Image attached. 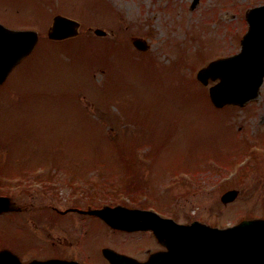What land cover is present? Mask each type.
<instances>
[{
  "label": "rangeland",
  "instance_id": "1",
  "mask_svg": "<svg viewBox=\"0 0 264 264\" xmlns=\"http://www.w3.org/2000/svg\"><path fill=\"white\" fill-rule=\"evenodd\" d=\"M191 3L0 0L1 24L39 33L37 47L0 86V195L64 210L74 204L71 194H90L86 186L103 184L118 198L136 185L141 208L180 223L226 227L264 218V81L254 103L216 110L195 78L210 61L239 51L244 14L264 0ZM56 14L79 20L80 35L50 43L46 30ZM88 28L106 31L107 39L87 35ZM131 38L144 39L147 51H135ZM114 40L117 48H109ZM80 109L100 114L99 123L82 120ZM30 174L47 194L38 187L15 192ZM231 189L238 196L223 205Z\"/></svg>",
  "mask_w": 264,
  "mask_h": 264
},
{
  "label": "water",
  "instance_id": "2",
  "mask_svg": "<svg viewBox=\"0 0 264 264\" xmlns=\"http://www.w3.org/2000/svg\"><path fill=\"white\" fill-rule=\"evenodd\" d=\"M197 3L198 0H193L191 8ZM246 20L248 30L241 40L239 53L212 61L196 74V79L204 86H207L209 81L216 82L209 88V98L215 108L244 107L259 96L264 81V6L250 9ZM78 29L77 22L56 16L47 35L50 40L61 41L77 36ZM95 34L102 36L104 33L95 30ZM37 42L35 31L9 30L0 25V84L12 69L33 51ZM133 44L141 51L146 50L145 44L140 40H135ZM236 195L235 191L227 192L221 197V201L231 202ZM3 200L0 198V201ZM9 209L8 205L0 206V210ZM134 214L141 215V220L146 221V224H139V228H150L159 239L166 238L171 250L168 254L152 255L145 263L110 254L108 260L112 264H169L175 251L171 242L175 243L179 239L176 236L184 238L181 243L186 247V251H195V257L184 256L182 264H264V220L243 221L235 227L220 230L196 222L190 226L175 225L169 220L159 219L163 221L161 222L146 212ZM108 223L117 228L126 226L121 220ZM161 223L170 225L163 226ZM8 257V253H0V264H10ZM30 264L73 263L48 261Z\"/></svg>",
  "mask_w": 264,
  "mask_h": 264
},
{
  "label": "flooded vegetation",
  "instance_id": "3",
  "mask_svg": "<svg viewBox=\"0 0 264 264\" xmlns=\"http://www.w3.org/2000/svg\"><path fill=\"white\" fill-rule=\"evenodd\" d=\"M88 168L97 170L94 167ZM85 171L89 172L86 168ZM69 172L74 175L73 178L78 177V174L71 171V168H69ZM111 181L107 177V183ZM39 183L38 181L36 184ZM19 185L13 186L16 189L13 191L18 193L29 190L38 191L37 188L28 186L26 183L25 185L23 183L25 189L21 190L22 187ZM45 185H50L47 186L49 188L59 187L58 184L48 181L45 182ZM93 186L91 189L89 186L85 187L88 190L87 193L90 194L75 192L68 196L71 197L68 201L74 204L64 210L61 207H55V203L45 204L42 209L38 210L35 205L20 203L10 195V201L14 203L15 208L12 211L0 213V226L7 228L3 229L5 233L0 235V243L6 244L1 247L0 251L8 250L22 264L34 260L109 264L107 250L143 262L152 254L167 251V248L158 242L150 230L117 229L107 223V221L123 220L129 221L130 226L134 225L127 211L148 210V208H141L143 201L138 199L141 189L125 187V192H121L122 189L120 193H117L118 198H116L106 190L107 186L103 184H93ZM43 187L40 186L39 189L42 192H44ZM121 197H124L127 202H122ZM112 209L118 211L112 212ZM100 211L103 212L97 214ZM161 215L165 219L180 223L176 219L177 216L169 217L162 213ZM35 222L40 224V231L37 228H32ZM47 223H49L48 226ZM94 223H98L99 226L90 229L91 224ZM190 223L188 221L180 224ZM6 237H8L7 240H5Z\"/></svg>",
  "mask_w": 264,
  "mask_h": 264
},
{
  "label": "trees",
  "instance_id": "4",
  "mask_svg": "<svg viewBox=\"0 0 264 264\" xmlns=\"http://www.w3.org/2000/svg\"><path fill=\"white\" fill-rule=\"evenodd\" d=\"M93 122H95V123H99V121H96V120H92Z\"/></svg>",
  "mask_w": 264,
  "mask_h": 264
}]
</instances>
